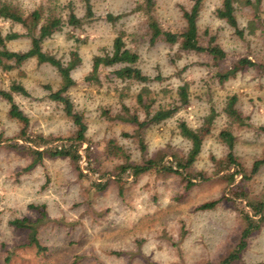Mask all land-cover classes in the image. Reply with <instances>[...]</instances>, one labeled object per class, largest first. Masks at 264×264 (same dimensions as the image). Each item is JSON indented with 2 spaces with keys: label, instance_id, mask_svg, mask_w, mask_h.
Here are the masks:
<instances>
[{
  "label": "rangeland",
  "instance_id": "rangeland-1",
  "mask_svg": "<svg viewBox=\"0 0 264 264\" xmlns=\"http://www.w3.org/2000/svg\"><path fill=\"white\" fill-rule=\"evenodd\" d=\"M6 1L28 13L39 5L58 3L61 8L68 0ZM142 1L91 0L96 19L80 29L64 28L42 44L44 51L64 62L72 50L80 57L79 65L71 72L77 83L68 90L87 124L78 164L68 158L43 155L28 168L35 158L30 149L36 148L35 142L17 135L20 124L8 117V104L0 97V264L218 263L239 241L243 210L250 212L247 201H264V164L254 175L245 179L237 175L230 183L226 174L236 168L224 167L227 147L219 138L220 131L229 124L223 111L225 102L235 94L236 106L248 117V124L230 129L235 136L234 155L239 171L249 176L253 162L264 157V73L247 68L224 83L213 75V70H226L243 57L264 62V0H260L256 11L249 5L236 4L237 22L244 28L242 37L215 15L221 0L203 2L197 19L199 32H208L202 44L206 45L213 34L224 49L226 55L218 65L208 54L182 52L177 44H149L146 17L137 10ZM73 2L74 12L82 16V3ZM190 6L191 0H155L154 15L163 29L180 31L185 25L183 11ZM255 12L259 19H255ZM107 13L123 16L110 23L102 18ZM251 19L256 24L249 31ZM0 28L3 33L23 31L20 24L1 18ZM119 30L126 32L127 45L138 52L142 72L151 78L160 76V80L146 84L155 99L153 110L179 105L176 90L184 82L189 84L188 105L160 123L145 125L142 150L133 136L124 135L133 133L134 124L116 114L123 104L130 111L136 109L140 119L145 118L136 101L144 84L127 86L121 80H106L104 74L101 85H89L81 79L90 70L92 57L111 49ZM72 32L80 40L68 37ZM28 46L25 37L8 42L12 50ZM15 79L29 93L15 95L14 99L30 119V138L38 141L41 136L49 141L38 148L67 142L74 126L45 88L58 87L56 70L34 59L9 73L0 69V87L8 89ZM120 92L126 94L121 96ZM212 108L215 116L208 122ZM180 121L197 130L202 138L195 162L182 170L183 174L160 168L168 164L176 168L177 160L185 158L190 149V142L179 134ZM111 140L122 147L125 155L111 151ZM11 142L19 147L9 146ZM127 159L133 164L147 159L162 164L134 178L129 171L120 172ZM118 178L126 182L122 191ZM187 178L193 182L191 186H187ZM106 179L103 189L94 187V182ZM233 192L240 196L231 199ZM216 199L219 202L213 208H198ZM41 204L47 216L38 225L36 235L45 250L38 252L28 243L29 231L16 229L10 222L22 217L36 219L38 211L30 205ZM255 262L264 263V221L250 234L240 259L233 264Z\"/></svg>",
  "mask_w": 264,
  "mask_h": 264
},
{
  "label": "trees",
  "instance_id": "trees-1",
  "mask_svg": "<svg viewBox=\"0 0 264 264\" xmlns=\"http://www.w3.org/2000/svg\"><path fill=\"white\" fill-rule=\"evenodd\" d=\"M78 1L81 2L83 6V14L80 17L74 12L73 0H68L61 8L58 3L49 4L48 6L39 5L28 13L23 12L20 8L6 0H0V18L20 24L23 29L22 32L12 31L3 33L0 28V69L3 72L9 73L13 70L20 69L26 62L32 59L38 64L51 65L56 70L60 80L56 89H52L49 85L45 86V88L49 90L48 96L51 100L57 102L61 106L64 115L70 119L74 126L73 134L67 138V142H62L59 145H48L43 150H40L38 147H44L49 141L43 139L41 136H39L38 141L30 138L28 134L30 119L14 99L15 95L28 96L29 93L27 89L16 79L11 81L8 89L0 87V97L8 104V117L20 124V129L17 135L25 140L35 142L36 148L29 147L31 152L35 155V158L33 162L29 164L28 168L40 161L43 155L68 158L76 164H78L82 158L79 149L86 142L87 124L84 121L82 113L75 109L72 100L68 96V90L77 83L71 72L79 65L80 57L76 50H72L69 53V60L64 62L53 54L44 51L42 47L45 39L51 37L57 32H62L64 28H71L72 30L77 28L80 29L84 24L90 23L97 18L93 11L91 0ZM204 1L205 0H191L190 8L183 11V18L185 21L183 29L180 31H171L163 29L158 23L154 15L155 0H143L137 7V10L143 11L146 17L145 28L146 35H148V43L155 44L160 41L170 46L177 44L182 52L206 53L211 56L214 64L218 65L226 55L224 49L215 42L216 37L213 34L209 35L206 45L202 44L203 35H207L208 32L205 31L204 34L199 32L197 19ZM238 3L249 5L256 11L260 0H221V5L216 8L215 15L218 18L225 20V22L234 29V32L242 37L244 28L239 27L235 13L237 9L236 4ZM122 16L123 15L120 14L113 15L112 13H107L102 18L110 23H115ZM254 16L255 19L260 18V15L256 12ZM255 24L256 20L254 19L248 21L247 27L250 29L249 31L252 30ZM67 35L75 40H80L75 36L74 32L68 33ZM125 36L126 32L124 30H119L112 40L111 49L102 54L94 55L91 60L90 70L81 79L89 85H101V75L104 74L106 80H121L127 83V86H129L130 83L144 84L136 95V101L137 104H139L140 109L144 112L145 118L140 119L136 109L135 111H130V108L123 104L121 106V111L116 114L117 118L134 124L135 128L133 133H124V135L133 136L142 150L145 149L143 142L144 133L142 131L145 125L160 123L172 117L181 106L188 105L189 84L188 82H184L179 85L176 90V99L179 102V105L169 107L159 106L153 110L152 104L155 99L152 96L150 88L146 84L153 80H160V76L156 75L151 78L142 72L138 65L140 58L139 54L136 50L127 45ZM20 37H25L29 40L28 48L25 50L10 49L8 47V42ZM247 68H253L260 73H264V62H257L250 58L243 57L235 61V63L226 70H213V75L217 78L219 83H224L234 77L238 72ZM123 94L126 93L120 92L121 96H123ZM237 101L238 97L235 94H232L227 98L223 111L229 118V124L227 128L221 130L219 133V138L227 147L224 167H227V169L232 166L236 168L233 172H228L226 174L230 183H233L236 180L237 175H240L241 178L244 179L254 175L259 170L260 166L264 164V157L255 160L249 176L239 171L237 168L238 164L236 163V157L234 155L235 136L230 129H232L233 125L243 126L248 124V117L243 116L236 106ZM213 109L214 108L211 109V113L207 118L208 122H211L215 116ZM178 129L179 134L190 142V149L185 158L177 160L176 168H172L170 164L161 165L160 168L166 171L183 174L182 170L190 167L195 162L201 150L202 138L199 136L197 130L191 128L185 121H180L178 123ZM109 145L112 152L114 151L117 154H124L122 147L115 144L113 140L109 141ZM9 146L13 148L19 147L17 143L13 142L9 143ZM21 147L28 148L25 145H21ZM158 164V161L154 159H147L142 164H133L127 159V161L120 166V172L124 173L129 171L135 178L139 174L150 170L152 167L158 166ZM160 164L162 163L160 162ZM79 174L80 176H84V173L81 171H79ZM118 179L120 191H122L126 182L122 181L120 178ZM187 179V186H191L193 182L191 179ZM107 183L108 179L94 182L93 184L96 189H103ZM232 194L233 196L230 197L231 199L240 196L236 192H233ZM218 202L219 199L211 200L201 204L198 208L210 209ZM246 206L249 208L250 212L243 210L242 216L244 226L241 230L239 241L235 247L222 260H220V262L208 264H233L240 259V253L245 249L248 237L252 232L257 230L260 227L261 222L264 221L263 200H248ZM30 207L38 211L39 217L34 220L29 217L14 218L11 220L10 224L16 229H27L29 231L28 243L33 245L38 252H41L45 250V247L41 245L36 234L38 225L46 220L47 214L45 205H30ZM242 264L264 263L255 262Z\"/></svg>",
  "mask_w": 264,
  "mask_h": 264
}]
</instances>
